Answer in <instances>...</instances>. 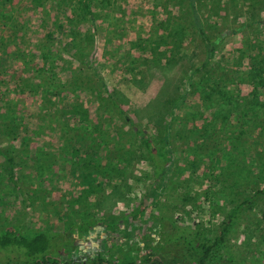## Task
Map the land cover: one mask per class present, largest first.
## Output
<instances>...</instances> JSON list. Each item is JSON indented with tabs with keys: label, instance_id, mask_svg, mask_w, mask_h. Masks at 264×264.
<instances>
[{
	"label": "rangeland",
	"instance_id": "obj_1",
	"mask_svg": "<svg viewBox=\"0 0 264 264\" xmlns=\"http://www.w3.org/2000/svg\"><path fill=\"white\" fill-rule=\"evenodd\" d=\"M196 5L210 37L231 32L200 70L191 0H0V229L60 231L132 212L155 178L138 127L173 151L153 212L210 246L156 254L264 264V198L216 243L231 209L264 184V0ZM100 241L75 248L78 264H92ZM11 258L0 251V264H22Z\"/></svg>",
	"mask_w": 264,
	"mask_h": 264
},
{
	"label": "trees",
	"instance_id": "obj_2",
	"mask_svg": "<svg viewBox=\"0 0 264 264\" xmlns=\"http://www.w3.org/2000/svg\"><path fill=\"white\" fill-rule=\"evenodd\" d=\"M191 6L206 47V57L201 66L197 67L200 70L211 63L220 41L231 32L226 31L215 38L210 37L200 20L196 0H191ZM85 7L93 15L86 3ZM177 106L173 103L172 117ZM121 110L127 114L126 110ZM135 131L144 142L153 162L155 178L132 212L118 219L89 215L78 222L70 223L66 230L60 231L52 229L22 231L18 225L9 224L0 229V251L10 253L11 257L14 256L11 259L17 258L22 264H78L75 248L83 242L100 239L97 247L88 249L90 257L93 258L92 264H166L156 254L161 245L183 249L203 248L204 256H207L210 246L206 244L207 238L205 243H200V236H204L202 231L180 225L170 217L158 216L153 212L167 185L173 151L169 143L157 142L145 129L136 127ZM9 160L12 165V158ZM11 178L16 181L13 170ZM258 198H264V184L253 195L231 209L224 227L216 238V243L219 244L225 239L232 228L233 220L243 206L252 205ZM102 224H105L106 230L100 228ZM125 224H132L128 232L121 228ZM143 226H146L145 231Z\"/></svg>",
	"mask_w": 264,
	"mask_h": 264
}]
</instances>
